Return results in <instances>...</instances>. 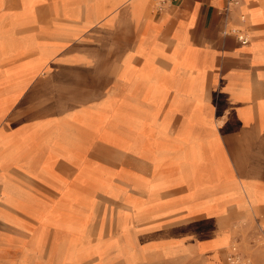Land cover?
I'll list each match as a JSON object with an SVG mask.
<instances>
[{
    "label": "rangeland",
    "instance_id": "374dc122",
    "mask_svg": "<svg viewBox=\"0 0 264 264\" xmlns=\"http://www.w3.org/2000/svg\"><path fill=\"white\" fill-rule=\"evenodd\" d=\"M6 1L0 0V3L4 5ZM21 1L24 3L23 6L17 8L12 19L7 21L12 22L11 29L15 34L18 30H23L36 22V8L45 2L50 5L56 20L76 23L82 21L80 28H84L107 13L117 0H89L88 12L79 18H73L71 12L78 5L75 3L81 0ZM148 3L149 0H136L124 10L125 14L119 17L123 21L121 28L125 31V37L132 32L134 24H138L145 10L135 17H131L128 13L134 8L139 11L141 6L142 9H146ZM121 5L119 4L107 18L116 15ZM46 8L47 6L38 8L40 9L38 16L43 22L52 19ZM166 8L162 0H152L151 12ZM68 25L72 30L63 29V33L75 35L73 29L77 26ZM108 40V51H112L113 47L117 49L121 46L116 42V38ZM83 43L84 46H89L86 42ZM50 45L32 39L30 46L33 51L39 50L38 57L29 59L28 56L16 61L15 64H22L23 68L15 72V77L11 79V75L6 77L10 88L6 93L0 91V94L5 98L11 97L13 95L11 90L22 87L27 79H31L40 69L41 63L55 51ZM258 45V42L254 43L255 50ZM139 47L141 50L147 48L143 40L140 41ZM99 62L98 59L95 65L87 62L77 64V76H72L71 79L63 75L55 76L60 70L58 65L50 72L55 86L51 92L46 93L50 94V97L41 100L45 105L36 109L34 115L62 113L68 116L61 121V137L65 138L61 139L58 155L75 166V175L71 183L64 181L63 178L59 181L60 184L56 187L59 197L48 203L43 212H32L29 207L15 198V193H12L13 195L4 193L3 199L8 205L30 214L35 222L31 223L11 214L0 216L9 224L7 232L0 233V264H88L90 262H92L90 264H104L118 255H123L134 262L154 249H163L167 254L177 241L184 239V234L146 235L140 228H134V223L148 221L170 212L162 211L161 207L165 202L159 198L160 191L170 186L185 184L190 190V197L202 196L204 199L201 207L208 213H213L217 209L226 212L229 199L236 195L239 196L235 200L239 209H249L264 202V193L255 184L258 177L264 179V106L260 105L259 109L263 136H255L249 123L252 112L248 106L246 107L248 90L237 94L230 93L232 98L236 99V106L228 107L231 111L236 107L238 115L231 117L229 114L227 122L221 117L223 82L219 85L217 81L218 85L213 92L211 102L207 105L203 101L204 90H196L195 82L191 81L187 90H181L182 86L194 77H182L177 75L178 72L175 70L166 71L150 64L148 70L140 74L128 59L116 76L123 81V85L127 86V92H132L139 82L145 84V81L147 86L151 83L152 87H167L160 90V93L166 96L163 99L165 106L170 98V89L174 88L176 93L170 105L162 110L157 103L141 109L142 116L141 118L138 116V122L134 124L135 132H128L123 138L117 123H112L117 119L120 111L118 97L107 94L104 100L99 102L93 100L99 96L103 82L94 75L99 73ZM87 64L89 66H86ZM193 65V60L186 59L185 67L191 68ZM166 77L167 82L163 83L162 79ZM0 83L4 84V80ZM86 100L88 102H85ZM184 108L192 110V113L180 117L179 121L188 120L190 123L186 125L178 123L174 131L173 117ZM6 109L0 108V114ZM131 117L126 116V121ZM244 121L249 128L248 134L235 138L234 123ZM78 130L86 132V138L79 136L75 138V134L69 133ZM221 134L225 136L224 143L235 163L239 178L230 163ZM97 140L102 143H99L101 153L107 156L109 161H116L120 158L119 154H124L126 151L150 160L152 176L148 178L144 174H134L133 171L122 167L117 170L96 162L90 166L83 155V148L80 147L83 142H85L83 146L93 147ZM11 150L8 154L0 156V165L2 162L18 158L16 149ZM56 155V152H52L46 157L43 170L46 175L51 174L49 161ZM3 174L4 172L0 173V178ZM130 189L138 190L147 197L136 195L130 192ZM246 195L249 202L246 200ZM219 201L225 204L220 206L217 203ZM152 207H156L158 212L149 215ZM112 213L117 215L115 233L103 237V217ZM99 214H101L100 220L96 221ZM125 217L130 219L127 220ZM230 221L235 228L232 243L228 228L206 236L205 242L212 241L213 246L217 247L212 253L213 256L222 253L223 264H231L228 257L233 249H236L239 254V264H264V223L262 224V221L251 211L242 219L232 218ZM229 224L227 220L222 227H229ZM219 233L222 234L221 237ZM118 236L121 237V243L117 242ZM220 245L225 248L230 247L220 252L218 250ZM169 264L193 263L173 261Z\"/></svg>",
    "mask_w": 264,
    "mask_h": 264
},
{
    "label": "crops",
    "instance_id": "0c3cea01",
    "mask_svg": "<svg viewBox=\"0 0 264 264\" xmlns=\"http://www.w3.org/2000/svg\"><path fill=\"white\" fill-rule=\"evenodd\" d=\"M81 1L75 3L78 5L71 12L73 18H79L88 12L89 0ZM135 1L117 0L107 13L84 28H80L82 21L76 23L56 20L50 5L45 2L36 8V22L23 30H18L16 34L11 29L12 22L7 21L12 19L15 10L22 7L24 3L21 0H7L4 5L0 3V82L4 80V84L0 83V91L6 93L10 88L6 77L9 75H11L10 79L15 77V72L23 68L22 64H15L16 61L28 56L29 59L38 57L39 50L33 51L30 46L32 39L40 43H49L55 50L41 63L40 69L31 79H27L22 87L11 90L13 94L11 97L5 98L3 94H0L3 96L0 97V108H7L0 114V156L8 154L11 149V151L16 149L18 152L16 160L5 161L0 165V173L4 172L0 178V216L11 214L34 223L35 220L30 214L8 205L3 199L4 193L8 192L11 195L15 193V198L29 207L32 212L38 213L43 212L48 203L59 197L56 187L59 186L62 178L70 183L73 181L75 166L58 155L61 139L65 138L61 137V121L68 116L62 113L34 115L36 109L45 105L41 100L50 97V94L46 93L51 92L55 86L50 72L57 65L60 66V70L55 76L63 75L71 79L72 76H77V64L87 62L95 65L96 61L100 60L99 73L94 75L103 82L99 96L93 100H98L96 102L104 100L107 94L118 97L120 111L117 119L112 123H117L123 138L126 133L135 132L134 124L138 122L137 117L142 116L141 109L148 108L149 104L157 103L162 110L170 105L176 93L174 88L170 89V98L165 106L163 99L166 96L160 93V90L167 87H152L151 83L147 86L145 81V84L139 82L132 92H127V86L123 85V81L116 76L128 59L140 74L142 71L146 72L150 64L166 71L175 70L178 72L176 74L182 77H194L189 80V83L184 82L181 90H187L191 81L195 82L196 90H204L203 101L207 105L211 102L213 92L218 85L217 81L219 85L223 82L221 117L227 122L229 114L231 117L238 115L236 107L233 111L228 107L236 106V99L232 98L230 93L237 94V92L248 90L246 107L248 106L252 112L249 123L255 136L261 137L262 119L259 109L260 105L264 106V0H243L239 6L230 9L227 7L226 0H169L165 3L167 8L157 12H151L152 0H149L146 9H142L141 6L139 11L134 8L128 13L131 17H135L145 10L138 24H134L132 32L125 37V31L121 28L123 21L119 17H122L125 14L124 10ZM119 4L122 5L117 14L107 18ZM43 6H47L46 9L52 17L44 22L38 16L40 11L38 8ZM68 24L77 26L73 29L75 35L63 33V29L72 30ZM238 35L246 37V41L240 40ZM110 38H116V42L121 46L117 49L113 47L112 51H108ZM126 39H128L127 42ZM141 40L147 47L146 50L140 49ZM83 42L89 46H84ZM255 42L259 43L256 50L253 46ZM27 44L29 46L25 47L24 45ZM186 59L194 61L193 67H185ZM162 81L167 82V77ZM182 100L185 102L184 99ZM191 113L192 110L185 108L180 113H176L173 117L172 129H176L178 123L189 124L190 121H179V118L189 116ZM126 116L132 117L126 121ZM234 127L235 138L248 134L249 128L245 121L235 122ZM69 133L75 134V138L87 136L86 132L79 130ZM89 138H91L90 132ZM221 138L230 163L239 178L235 163L224 143V134H221ZM99 143L102 144L97 140L93 147L81 144L80 148H83V155L90 166L96 162L117 170L122 167L133 171L134 174H144L148 178L152 176L150 160L126 151L124 154H119L120 158L116 161H109L107 156L101 153ZM52 152H56L57 155L49 161L51 174L46 175L43 171L45 160ZM255 184L264 193V179L258 177ZM130 192L143 198L147 197L138 190L130 189ZM189 193L190 190L185 184L161 190L159 198L165 202L161 207L162 211L170 212L148 221L134 223V228H140L146 235L184 234V239L177 241L169 249V253L165 254L163 249H154L134 262L123 255H118L104 264H169L173 261L223 264V254L213 256L212 253L217 247L213 246L212 241L205 242L206 236L217 230L228 228L231 236L230 243H232L235 228L230 220L242 219L249 211L255 214L262 224L264 223V202L249 209H239L235 201L239 196L236 195L229 199L230 203L227 205L226 212H220L217 209L213 213H208L201 207L204 198L199 195L190 197ZM246 200L249 202L247 195ZM217 203L220 206L225 204L222 201ZM157 212L156 207H152L149 215ZM100 216L101 214L96 221L100 220ZM103 218V237H108L115 233L117 215L116 213L106 214ZM125 218L130 219V217ZM133 220L135 221L134 217ZM227 220L230 222L229 227H222ZM8 226L9 224L0 217V233L7 232ZM219 236L221 237L222 234L219 233ZM116 239L121 243L120 236ZM228 248L218 246L220 252ZM150 257L152 259H149Z\"/></svg>",
    "mask_w": 264,
    "mask_h": 264
},
{
    "label": "built area",
    "instance_id": "2783aa9c",
    "mask_svg": "<svg viewBox=\"0 0 264 264\" xmlns=\"http://www.w3.org/2000/svg\"><path fill=\"white\" fill-rule=\"evenodd\" d=\"M167 1L169 0H162V2L165 4ZM227 1V7L233 8V7H237L241 4V2L243 0H226ZM238 38L240 40L246 41V37H244L243 35H238ZM236 249H233V251L230 253L229 257H228V261L231 264H239V254L236 252Z\"/></svg>",
    "mask_w": 264,
    "mask_h": 264
}]
</instances>
